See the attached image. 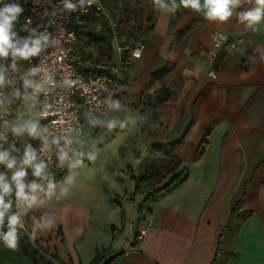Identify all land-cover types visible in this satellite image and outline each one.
Returning a JSON list of instances; mask_svg holds the SVG:
<instances>
[{
	"label": "crops",
	"instance_id": "obj_1",
	"mask_svg": "<svg viewBox=\"0 0 264 264\" xmlns=\"http://www.w3.org/2000/svg\"><path fill=\"white\" fill-rule=\"evenodd\" d=\"M104 5L78 30L80 71L121 84L138 117L135 151L141 160L150 147L179 141L175 155L189 179L143 207L146 195H136L135 188L122 198L106 189L104 177L79 180L68 197L46 201L25 217L28 225L33 215L47 212L56 227L34 243L21 231L15 251L0 242V264H92L100 252H106L102 264L121 254L114 264H215L241 196L239 213L250 218L228 264H264V23L253 33L234 18L217 27L187 9L162 13L151 0ZM214 34L226 36L221 49L214 47ZM139 46L144 50L137 60L132 53ZM169 66L170 74L152 82ZM96 135L100 129L90 139ZM206 137L207 150L196 161ZM149 213L154 222L139 241L136 229Z\"/></svg>",
	"mask_w": 264,
	"mask_h": 264
},
{
	"label": "clouds",
	"instance_id": "obj_2",
	"mask_svg": "<svg viewBox=\"0 0 264 264\" xmlns=\"http://www.w3.org/2000/svg\"><path fill=\"white\" fill-rule=\"evenodd\" d=\"M47 2L49 7L37 14L38 20L25 16L21 22L25 12L21 0H0V117L17 101L24 106L15 118H0V242L13 251L19 248L21 230L34 243L56 227L47 212L39 218L33 215L28 225L25 217L46 201H60L70 195L78 175L74 170L84 167L85 160L97 159L96 151H86L92 130L119 128L130 132L138 124V117L112 95L99 101L103 105L99 114V107L83 113L87 134L78 123L73 126L62 118L59 105L64 103L65 94L73 90L87 94L90 90L78 86L82 77L72 80L66 72L58 73L52 68L48 50L59 47L60 40L48 29L61 19L67 21L73 13L86 12L96 0H59L55 6L52 0ZM151 4L162 13L174 14L178 8L190 10L217 27L234 18L246 32L255 33L264 23V0H151ZM241 8L244 10L237 11ZM132 55L134 59L141 58L138 51ZM61 59L62 56L57 58ZM259 60L264 62V56ZM21 62L28 66L22 67ZM54 94V103L40 99ZM121 113H127L123 120ZM49 117L56 119L41 123ZM31 141L39 144L34 147ZM55 166L67 169L59 181L52 173Z\"/></svg>",
	"mask_w": 264,
	"mask_h": 264
},
{
	"label": "built area",
	"instance_id": "obj_3",
	"mask_svg": "<svg viewBox=\"0 0 264 264\" xmlns=\"http://www.w3.org/2000/svg\"><path fill=\"white\" fill-rule=\"evenodd\" d=\"M21 2L25 6V12L22 16L21 22L25 16H33L34 19L38 20L39 17L37 14L43 12L46 7H49L47 0H21ZM58 2L59 0H52V6H55V4ZM104 2L105 0H96V2L86 12L73 13L67 21L61 19L58 21L57 26H53L48 29L53 36H58L60 40L59 47L50 48L48 50L49 63L51 64L52 68L58 73L66 72L65 74L69 75L72 80H77L78 76L82 77V79L78 81V86L82 87L83 89L90 90L87 94H82L81 91L73 90L72 92L65 94L64 103L59 105L62 118L71 123L73 126H76L78 123L84 129L85 133L87 126L84 124L83 113L92 107H99L96 113L99 114V111L103 110V105H100L99 101L104 100L107 95H112L113 99H120L122 103L127 104L126 94L119 82L102 75L83 74L80 71V63L75 58L74 54V45L79 40L78 29L85 24L86 19L90 15H93L94 13L102 14L104 12ZM222 37L226 36L222 34L216 35V39L213 40L215 48L221 49L226 43L227 39H223ZM143 50L144 47L139 46L135 51L140 52L142 55ZM60 56H62V59L58 61L57 58ZM36 62L37 61L35 60L33 61V63ZM22 64L25 67L28 66L27 62H22ZM210 76L214 77V74L211 73ZM56 79H60L59 75L56 77ZM58 91L59 90H57V94ZM94 97L96 99H94ZM40 99L41 101L48 99L54 103L55 94L48 97L41 96ZM20 103L21 101L14 103L7 110V112L3 114V117L0 118H15L22 112L20 109ZM52 119H56V117H49L47 120L42 121V124H48L49 120ZM20 141H18L19 144ZM66 172V168L59 166H55L52 169L55 179H58ZM153 222L154 217L151 213H149L144 218L143 224H140L136 229L137 240H144L148 234V231L151 229ZM4 231L6 232L7 228H5Z\"/></svg>",
	"mask_w": 264,
	"mask_h": 264
},
{
	"label": "trees",
	"instance_id": "obj_4",
	"mask_svg": "<svg viewBox=\"0 0 264 264\" xmlns=\"http://www.w3.org/2000/svg\"><path fill=\"white\" fill-rule=\"evenodd\" d=\"M22 19V17H21ZM19 27V24L17 25ZM79 30V29H78ZM21 35H23L21 33ZM222 55L218 57V63L221 60ZM22 64V62H21ZM22 67L26 68L23 64ZM171 66L166 67L161 72L156 73L152 76V82L156 81L160 77L166 76L172 72ZM103 76V75H102ZM23 102L20 103V109L23 111ZM42 123V121H41ZM119 131V128L115 129ZM33 146L38 145V141H31ZM23 140L20 141L22 145ZM180 142L170 143L161 146H152L148 149L145 157L141 160L139 171L136 177H133L135 182V194L146 195V199L142 203L143 206H152L162 197L173 193L182 187L189 179L190 172L188 168L181 169V161L175 155L176 149ZM208 147L207 137L204 139L200 146L198 153L196 154L195 160H200ZM66 173L56 179L59 181ZM167 182V183H166ZM165 184L162 188L159 186ZM236 200L231 214L228 219V223L222 231L220 242H219V254L220 257L215 264H228L237 250V240L243 225L250 218V214L239 213V205L242 200ZM124 219L122 225L124 226ZM106 252H100L92 264H102L104 260V254ZM118 255L109 259L104 264H114L115 261L121 257Z\"/></svg>",
	"mask_w": 264,
	"mask_h": 264
},
{
	"label": "rangeland",
	"instance_id": "obj_5",
	"mask_svg": "<svg viewBox=\"0 0 264 264\" xmlns=\"http://www.w3.org/2000/svg\"><path fill=\"white\" fill-rule=\"evenodd\" d=\"M138 135L136 128L130 132L101 130V135L92 138L86 149L96 151L97 159L93 162L85 160V166L77 168L80 174L76 183L79 180L95 181L104 177L106 189L116 191L122 198L130 196L135 188L133 177L138 173L141 162L135 151V144L140 139ZM23 239L27 241L25 237Z\"/></svg>",
	"mask_w": 264,
	"mask_h": 264
}]
</instances>
